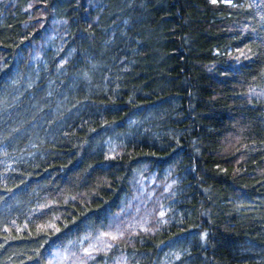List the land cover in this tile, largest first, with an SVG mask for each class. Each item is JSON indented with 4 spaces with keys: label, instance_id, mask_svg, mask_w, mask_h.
Listing matches in <instances>:
<instances>
[{
    "label": "trees",
    "instance_id": "trees-1",
    "mask_svg": "<svg viewBox=\"0 0 264 264\" xmlns=\"http://www.w3.org/2000/svg\"><path fill=\"white\" fill-rule=\"evenodd\" d=\"M119 256L264 264V0H0V264Z\"/></svg>",
    "mask_w": 264,
    "mask_h": 264
},
{
    "label": "rangeland",
    "instance_id": "rangeland-1",
    "mask_svg": "<svg viewBox=\"0 0 264 264\" xmlns=\"http://www.w3.org/2000/svg\"><path fill=\"white\" fill-rule=\"evenodd\" d=\"M170 185L169 182H166L165 185L159 183V187L150 188L146 187L143 182H139L137 186L138 192L133 193L135 198H131L129 201L128 207L123 210L120 217H126V223H129V227L127 226L124 230H131L132 232L143 228L144 230H148L151 233L155 232L158 228L159 222L162 221V209L161 203L159 200V196L164 194V190L166 191L167 186ZM162 201V200H161ZM157 216V217H156ZM159 217V218H158ZM117 223V222H116ZM127 225V224H126ZM121 228L117 226V224L112 223L111 230L109 228V235H107L106 239H115V240H123L122 234L116 235L114 230ZM142 230L141 232H145ZM139 231V230H138ZM116 235V236H115ZM97 242V240H96ZM98 243L100 241L98 240ZM59 258V256L55 257V260ZM112 264H127V262L122 258V256L117 257L114 261H111Z\"/></svg>",
    "mask_w": 264,
    "mask_h": 264
}]
</instances>
